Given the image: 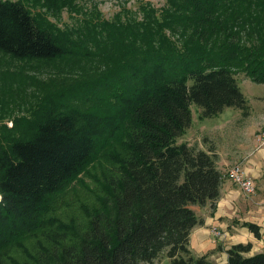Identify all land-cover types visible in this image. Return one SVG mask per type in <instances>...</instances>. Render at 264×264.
Returning a JSON list of instances; mask_svg holds the SVG:
<instances>
[{"label": "trees", "instance_id": "trees-1", "mask_svg": "<svg viewBox=\"0 0 264 264\" xmlns=\"http://www.w3.org/2000/svg\"><path fill=\"white\" fill-rule=\"evenodd\" d=\"M92 27L105 65L77 91L94 108L65 99L69 88L0 138V264H210L189 248L202 223L192 205L214 208L224 174L212 147L178 138L192 104L202 118L247 107L236 71L264 83V0H138ZM0 52L51 60L69 50L20 1L0 0ZM103 150L96 202L82 229L64 230L47 216L51 198ZM37 232L47 233L31 253L25 241ZM251 247L232 245L225 264H264V252L244 255Z\"/></svg>", "mask_w": 264, "mask_h": 264}, {"label": "rangeland", "instance_id": "rangeland-1", "mask_svg": "<svg viewBox=\"0 0 264 264\" xmlns=\"http://www.w3.org/2000/svg\"><path fill=\"white\" fill-rule=\"evenodd\" d=\"M18 1L41 25L56 33L69 52L51 60H19L0 52V138L5 136L7 139L14 131L16 134L18 129H23L21 125L48 101L57 96L59 99L69 88L71 91L65 99L86 111L94 108L92 98L77 90L105 65L95 55L97 50L93 39L100 38L98 24L111 20L123 9L136 11L138 3V0ZM164 1L152 2L160 4ZM93 25L98 28L95 30ZM234 77L247 99V107L244 110L225 107L212 117L202 118L199 107L192 104L191 125L178 138V141H187L199 148L212 147L218 154L217 165L226 167L225 171L235 163L243 166L244 156L264 148L256 140L257 134L264 129V83L253 82L242 71H236ZM108 157L105 150L98 152L87 168L51 198L47 216H53L64 230L67 224L79 229L84 226L87 209L90 210L96 202L94 193L99 190L98 182L109 164ZM41 233L47 232H37L26 239L25 244L31 253L37 248L35 238ZM42 240L40 237L39 241ZM9 254L19 261L26 257V253L18 249Z\"/></svg>", "mask_w": 264, "mask_h": 264}, {"label": "crops", "instance_id": "crops-1", "mask_svg": "<svg viewBox=\"0 0 264 264\" xmlns=\"http://www.w3.org/2000/svg\"><path fill=\"white\" fill-rule=\"evenodd\" d=\"M242 163L244 169L253 177L254 193H243L225 177L226 167L219 166L224 179L215 207L192 205L202 223L192 228L189 248L195 256L208 254L210 264H225L227 250L237 243L252 244L245 256L264 252V148L244 156ZM249 222L260 227V237H256L245 225ZM212 227L219 229L221 235L214 234Z\"/></svg>", "mask_w": 264, "mask_h": 264}, {"label": "built area", "instance_id": "built-area-1", "mask_svg": "<svg viewBox=\"0 0 264 264\" xmlns=\"http://www.w3.org/2000/svg\"><path fill=\"white\" fill-rule=\"evenodd\" d=\"M152 2L154 0H143ZM256 140L264 147V129H262L256 136ZM225 177L233 184L238 186L245 194H252L255 192V183L253 177L248 174L242 165L235 163L225 171ZM212 232L216 235H221V232L216 227H212Z\"/></svg>", "mask_w": 264, "mask_h": 264}]
</instances>
